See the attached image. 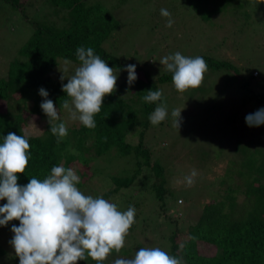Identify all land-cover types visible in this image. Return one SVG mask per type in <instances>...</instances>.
<instances>
[{"label":"rangeland","instance_id":"obj_1","mask_svg":"<svg viewBox=\"0 0 264 264\" xmlns=\"http://www.w3.org/2000/svg\"><path fill=\"white\" fill-rule=\"evenodd\" d=\"M22 1L30 3V0ZM86 1L101 2L114 14L118 27L103 46L122 61L140 67L135 71L139 77L143 78L146 71L155 79L165 70L160 60L176 52L186 57L207 54L230 61L237 68L238 73L232 69L208 70L200 87L190 88L184 93L178 92L173 82L158 86L163 95L157 105L162 103L167 106L168 117L156 126L150 122L144 144L152 148L153 157L169 164L170 175L167 174L166 187L170 194L164 209L146 195L153 178H150L152 174L149 170H144L131 188L105 199L114 203L121 212L139 201L138 207H134L137 226L125 238L126 249L129 252L135 250L132 251V258L139 250L136 249L138 246L160 248L169 254L168 235L173 226L167 223L166 217L170 215L177 219L184 238L187 226L199 216L201 204L212 200L221 190L220 183L228 161L231 158L240 159L238 142L251 149L255 142L264 145V124L249 127L245 123L248 114L264 108V0H235L234 4L212 14L208 20L196 13L186 0ZM32 7L35 4L27 6L29 15L46 12L43 6L35 11ZM162 8L171 13L174 21L171 27L166 26L168 17L160 14ZM27 33L25 20L0 0V75L7 73L8 62L26 40ZM64 60L59 59L50 75L61 81L63 74V82H67L79 63L70 61L68 71L64 72ZM251 72L256 78L246 86ZM126 79L127 72L119 70L117 86ZM257 95L261 96L263 102L259 101ZM174 109H182L178 130L173 126L171 116ZM63 118L69 125L75 122L65 109ZM30 124L29 133L39 134L43 131V121L35 122V118H31ZM139 129L141 127L138 126L129 136L133 144L139 140ZM70 168L76 173L80 168L93 173V176L86 177L83 187H76L84 195L95 198L113 187L106 173H128L133 163L130 158L120 157L109 150L91 161L89 167L74 162ZM95 169L98 172L95 173ZM193 169L197 175L194 184L189 186L185 177ZM241 198L242 195H239ZM127 199L130 205L125 203ZM13 225L19 226V221L13 220L7 226L0 227V246L6 250V255L0 257V264H10L11 261V264H19V259L13 263L14 258H18L10 243L14 235L10 230ZM199 247L204 254L216 252L211 245L200 244ZM119 256L123 258L121 254ZM86 262L81 260L77 264Z\"/></svg>","mask_w":264,"mask_h":264},{"label":"trees","instance_id":"obj_2","mask_svg":"<svg viewBox=\"0 0 264 264\" xmlns=\"http://www.w3.org/2000/svg\"><path fill=\"white\" fill-rule=\"evenodd\" d=\"M3 1L11 7L12 12H17L25 20L28 31L26 40L9 60L7 73L0 75V143L9 132H14L26 136L30 144L29 163L25 172L18 174V184L26 185L33 177L42 181L54 166L62 165L67 169L77 162L79 166L89 167L91 161L113 150L120 157L130 158L133 168L123 174L106 173L113 187L101 197L111 198L123 189L131 188L143 171L149 170L152 174L150 178H153L146 195L164 209L170 194L166 187L170 169L169 164L153 157L152 148L144 144L146 129L150 124L149 116L157 103H146L143 97L148 90L156 91L160 84L172 82V73L164 70L154 79L144 71L145 76L137 75V80L131 86L126 79L116 86L113 94L104 97L101 111L94 117V129L84 127L79 121L69 125L63 118L64 108L61 106L63 100L68 98L62 91V84L67 82L53 78L50 72L59 59L80 63L76 55L78 47H91L109 67L123 70L132 64L122 61L103 46L118 27L116 17L104 4L96 1L30 0V5L35 4L33 11L39 6L46 10L43 14L38 12L34 15H29V4L22 0ZM186 1L196 13L208 20L212 14L234 4L235 0ZM197 56L206 60L208 70L232 69L237 72L230 61L207 54ZM138 68L136 65L135 71ZM253 78L256 77L251 72L245 85L250 84ZM40 88L49 93L48 99L53 101L61 121L68 128L67 137L60 143L49 131L48 118L40 108L43 99L38 94ZM257 96L263 102L261 96ZM31 118H35V122L43 121L41 133L27 131ZM138 126L141 127L137 131L139 140L133 144L129 136ZM238 143L240 159L231 158L228 161L223 179H220L221 190L212 200L201 204L199 216L187 226L184 238L177 219L170 215L166 217L167 223L173 226L168 235L169 255L183 257L184 264H264V145L255 142V145L251 144L255 149H251L242 145L241 141ZM77 173L81 178L78 187L85 185L86 177L93 176L84 168ZM239 195H242L241 200ZM137 202L133 203V207L137 206ZM5 203L6 200H0V206ZM125 203L131 204L128 199ZM136 226L134 223L129 233ZM200 244L211 245L216 252L204 254ZM124 247L119 253L113 250L102 264H113L120 257L119 254L131 259L135 250L129 252L126 245ZM5 255L6 250L0 246V257ZM17 259L14 258L13 263H17ZM86 260V264H97L90 257Z\"/></svg>","mask_w":264,"mask_h":264},{"label":"clouds","instance_id":"obj_3","mask_svg":"<svg viewBox=\"0 0 264 264\" xmlns=\"http://www.w3.org/2000/svg\"><path fill=\"white\" fill-rule=\"evenodd\" d=\"M160 14L168 17L166 26L171 27L174 23L171 13L162 8ZM76 55L80 63L74 74L67 78V83L62 84V91L68 98L61 106L68 111L71 120L94 129V117L101 111L104 97L116 91L119 69L109 67L91 47H78ZM70 63L64 60V72L68 71ZM160 64L172 73V82L180 93L200 87L208 71L203 57H186L179 52L163 57ZM135 68L136 65L129 64L123 69L127 72L129 86L137 80ZM60 79H65L63 74ZM38 94L43 98L40 108L48 118L49 131L60 143L67 137L68 128L61 121L53 101L48 99L49 93L40 88ZM162 95L160 90H148L143 100L157 103L162 100ZM182 109L171 112L177 130ZM167 117V106L161 103L150 114L149 120L156 126ZM245 123L249 127L264 124V108L248 114ZM29 149L28 138L14 132H9L0 143V200H6L0 206V226L19 221V226L13 225L10 229L14 234L10 243L19 264H77L89 257L102 264L113 250L119 253L135 223V208L129 206L127 211L121 212L114 203L102 197L84 195L76 187L80 176L74 169L62 165L52 167L51 173L42 181L33 177L26 185L18 184V174H23L29 163ZM196 175L193 169L185 177L189 186L194 184ZM113 264H184V260L160 248L146 247L140 248L134 258H118Z\"/></svg>","mask_w":264,"mask_h":264}]
</instances>
